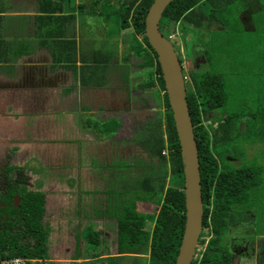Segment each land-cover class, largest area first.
Here are the masks:
<instances>
[{"label":"flooded vegetation","instance_id":"af4514ba","mask_svg":"<svg viewBox=\"0 0 264 264\" xmlns=\"http://www.w3.org/2000/svg\"><path fill=\"white\" fill-rule=\"evenodd\" d=\"M28 2L37 5L34 7L38 13L34 17L41 18L42 32L37 33L33 43L29 41L31 48L13 55L17 56L11 61L13 71L1 68L10 60H0V253H25L20 256L25 264H111V261L120 264L119 260L125 257L146 259L145 264H153L155 219L150 216H158L162 203L157 202L158 196L154 200L138 199L121 191L122 186L136 179H145L159 187L162 178L171 175L165 173V168L158 170L154 165L162 159L154 150L156 137L146 132L147 128L152 129L153 104L145 89L153 93L158 90L166 108V91L162 90L153 66L147 63L150 49L144 43L139 46L144 42L143 36L132 26H121L117 51L107 46L113 49L104 52L107 48L100 45L91 60L89 56L82 58L78 47L82 40L69 38L67 34L68 20L76 18V12L65 14L67 9L51 0ZM42 5L49 10L60 7L62 11L56 13L63 23L44 21L52 13L39 11ZM163 17L161 32L175 46L177 38L172 35L171 24L180 23L181 27L183 23H165ZM247 20L243 18L246 24ZM54 24H63L64 29H52ZM180 27L175 28L178 35L182 34ZM126 29H132L133 37L130 41L125 39L129 45L123 51L122 32ZM49 38L56 40L52 46L48 44ZM180 48L175 46L178 57L185 59ZM53 50L58 53L57 64ZM63 55L67 57L62 61ZM199 57L204 56L193 57L192 61ZM77 59L84 60L80 64L82 68H78ZM182 66L185 73L184 63ZM148 68L152 70V80L139 91L134 90L133 81ZM63 69L70 71L67 79L62 78L65 72H59ZM120 69L121 75L116 76ZM71 74L76 75L75 82L71 81L74 78ZM114 77L120 88L114 86ZM138 118H142L140 142L154 154L148 161V155L138 145ZM124 120L125 126L131 128L128 134L127 130H121ZM167 177L166 189L172 184V177L170 182ZM143 186L146 187L145 183ZM151 194L147 197L151 198ZM139 204H155L158 211H140ZM129 210L149 217L143 226H137L134 221L129 223L131 233L145 231L146 234L144 240L137 241L141 244L131 247L127 243L122 252L120 221ZM233 241V264L236 256L260 262L261 252H258L263 243L246 242L239 246Z\"/></svg>","mask_w":264,"mask_h":264},{"label":"trees","instance_id":"16d2710c","mask_svg":"<svg viewBox=\"0 0 264 264\" xmlns=\"http://www.w3.org/2000/svg\"><path fill=\"white\" fill-rule=\"evenodd\" d=\"M153 1L126 0L124 4L120 5V10L116 13L121 18L122 28L132 26L138 35L143 36L144 42L140 43L139 46L142 47L144 43L150 49V58L147 63L153 66L158 75L160 86L165 92V81L161 66L157 60V53L150 45L146 36V16ZM254 1L175 0L167 8L163 19L165 23L168 21H184L182 30L186 32H195L191 31V26L195 28L207 27L208 29H212L210 30L211 32H221L218 34L221 37L217 42L226 45L227 52L239 40L230 39L238 30L235 29V24L231 23L232 20L225 13L236 4L249 11H253L255 9L253 5ZM46 10L52 14L62 11L60 7ZM44 19L50 20L51 16L48 15ZM212 24L213 27H210ZM241 29L247 32L250 27L244 22ZM201 40H204V36L195 34V39L191 42L190 49L192 45L196 46V42ZM204 42L207 46L209 45L205 40ZM215 42L216 40L214 39ZM206 52H208V47L206 48ZM179 59L183 64L185 59L182 56ZM207 68L209 67L205 69ZM200 70L197 69V71L190 72L188 75L185 73V79H188L192 84L190 89L187 88V97L199 148L203 201L205 205L204 228H210V233L213 236L209 240L201 260L198 261L196 259L192 264H233V252L226 245L225 233L228 228L236 224V217L239 212H242L241 209H244L245 214L247 213L246 209L251 206V196L255 191H257V197L263 199L264 165L263 167L259 165L258 159H253L247 164H240V160L236 159L235 161L238 165L234 166L232 163L234 159L227 161L226 157L222 155L229 149L233 152L236 147L228 145L231 142H235L238 132L241 133L236 124L247 112L235 113L227 111L229 93L224 74L209 72L207 70L203 71L204 73L200 75L197 73ZM243 103L245 106L247 105V101ZM165 104V134L161 131L160 137L156 138L154 150L164 163L165 173L170 172L172 184L166 189V175L162 178L159 187L152 185L147 180L145 182L148 193H152L151 198H146L154 200L158 196L159 200L157 202L162 203V209L159 211L158 216H156L157 218L154 215L150 216L152 219H155L152 236L153 264H175L186 221L184 166L181 145L167 93H165ZM261 104H264V100ZM222 110L223 112H219ZM213 113L217 117L214 116L213 118L211 116ZM248 113L252 116L251 124L253 127L260 124L258 129L253 134H250V138L247 139L249 148L253 147L255 151L260 148L258 142L264 141V108L258 113L252 111H248ZM208 119L217 121L218 126L216 129L211 130L205 125V120ZM164 135H166V140H164ZM165 149H168V154L165 153ZM131 212L130 210L127 211L124 219L120 221L122 225L120 233L122 252L126 250L127 243L131 247L138 243L141 244L137 241L139 239L144 240L142 237L146 234L145 231L131 233L129 223L134 221L137 222V226H143L149 215L135 212L134 210ZM129 214H131L130 217ZM247 217L248 215L240 219L245 221ZM204 242L202 239L201 243ZM24 254L0 253V264L1 260L5 258L23 256Z\"/></svg>","mask_w":264,"mask_h":264},{"label":"rangeland","instance_id":"374dc122","mask_svg":"<svg viewBox=\"0 0 264 264\" xmlns=\"http://www.w3.org/2000/svg\"><path fill=\"white\" fill-rule=\"evenodd\" d=\"M126 0H51L54 4H61V6L67 11L69 15L74 14L76 18L69 19L68 20V26L67 34L70 37L78 38L80 41L82 40V43L78 44V47L80 51L82 52L84 56H89L90 60L92 59L91 56L93 54H96L99 46L102 45V47L107 48V46H111L116 50V48L120 45L119 42V30L121 28V22L118 14H115L117 11L120 10V5ZM129 1V0H127ZM43 3V2H42ZM31 7L32 11L35 10V13H38V10L35 9L33 5L27 4ZM255 9L253 11H249L240 5L236 4L231 7V9L225 13V15L232 20V24H235V29L238 30L235 35L231 36V40L237 39V43L235 46L231 49H229L227 52L226 45H222L218 43V39L221 36H218L221 32H211L207 27L203 28H195L191 26V31L195 32H186L183 31L182 27H184L183 24L180 23H172L171 29L173 30L172 35L176 36L177 44L176 49L181 50V53H183V56H185V73L188 75L190 72H195L197 69H201L199 72L200 75L203 74L205 71H212L214 73H221L224 74L227 89L229 93V102L227 104V111L235 112V113H241L243 111L247 112L246 115L243 116L238 121V128L240 129L237 133V138L235 142L229 143L228 146H236L231 152V149H229L227 152L223 153L222 155L226 157L227 161H232L233 165H238L235 161L236 159L240 160V164H247L251 162L253 159H258V164L263 167L264 165V141L261 140L258 142L259 147L254 151L253 147L249 148L247 139L250 138V134H253L254 131L258 129L259 125H256L253 127L251 124L252 116L248 113V111L252 112H260L262 111V108H264V104H261V102L264 100V0H255L253 3ZM37 6V5H36ZM41 9L46 10L45 5L41 6ZM69 9H72L71 11H68ZM73 11V12H72ZM42 15H46V13H41ZM246 14V15H245ZM250 14H252L250 18ZM108 18V19H107ZM244 19H248V25L250 27L249 31H243L241 28L244 24ZM253 22H250L251 20ZM44 21L50 22V20L55 23H63V18L59 17L57 13H54L51 15V19H43ZM181 23H185L184 21H181ZM254 23V24H253ZM178 26L181 28L182 34L178 35L175 28L178 29ZM213 27V24L210 25V27ZM233 26V25H232ZM64 27V26H63ZM163 27V24H162ZM231 28V26H230ZM253 29V30H252ZM240 30V31H239ZM50 32H47V36H51L49 34ZM101 33V34H100ZM123 47L122 50H128L127 46L129 45V42L125 43V39L127 41L131 40V36L133 34L132 29H126L123 32ZM195 34H201L204 36V40L206 43L208 42L209 45L207 46L204 42V40L197 41L195 48H191V42L195 39ZM186 35V37H185ZM133 37V36H132ZM185 37V38H184ZM245 37V38H243ZM72 39V38H71ZM71 39H67L71 42ZM214 39L216 42L214 43ZM211 40V45H210ZM56 42L53 38H49L48 44L50 46L53 45V42ZM36 43V42H35ZM70 43H64L68 46ZM180 46H179V45ZM115 46V47H114ZM120 47V46H119ZM208 47V52H206V48ZM113 48H107L104 52H110ZM117 51V50H116ZM52 53L55 54V64H57L58 59L57 55L58 53L55 52V50L52 51ZM80 56V57H81ZM196 56H204L199 57V60L193 59V57ZM17 56H6L4 57L0 53V60H3L4 62L10 60V63H6L2 69L6 70L7 72H11L14 70V64L11 62L13 59H15ZM66 55L62 56V61L66 59ZM119 58H115L114 61H118ZM79 62V67L82 68V65H80L84 60L80 62V60L77 59ZM115 62V63H116ZM214 62V64H212ZM198 64H200L199 68H197ZM197 65V66H196ZM90 66L95 67V64H91ZM206 67H209L205 69ZM115 67H113L114 69ZM65 70V69H63ZM115 71V70H114ZM204 71V72H203ZM59 72H65V76H63V79H67L66 75L68 76L70 74V71H59ZM122 69H120L119 72H115L116 76L121 75ZM54 73V72H49ZM152 70L148 68V70H143V73H141L134 81H133V87L134 90L139 91L144 85V83L150 82L152 80L151 76ZM184 73V74H185ZM185 74V75H186ZM72 75V74H71ZM75 75V74H74ZM73 76V75H72ZM129 74L126 73V77H128ZM137 76V74H136ZM74 78L71 81H76V75L73 76ZM78 82V80H77ZM79 84V83H78ZM120 84L118 81H116V78L114 77V86L116 88H120L118 85ZM192 84L188 81L187 88L190 89ZM113 86V84L111 85ZM145 89V88H144ZM157 89V88H156ZM145 91L151 96V101L153 104V112L152 117L150 119V122L153 124L151 127L152 129L147 128V131H150L153 133V136L156 138L160 137L161 131L165 134V126H166V108L164 107L162 103V96L160 95L159 91L157 90L155 93L150 91L149 89H145ZM153 98V99H152ZM244 101H247V105H244ZM219 112H223L219 111ZM213 118L214 116L217 117L215 113L211 115ZM139 122L137 123V140L138 145L141 147V149L148 155L147 161L152 159L154 154H151V152L146 147H143L140 140V135L143 134L142 130L140 131V125H141V119H137ZM94 122H90L92 124ZM123 125L121 130L124 132L126 131V134L130 131V126H125L126 120L123 121ZM101 122H98L97 125L99 127H103L101 125ZM205 125L209 127V129L214 130L217 128L218 123L215 120L208 119L205 120ZM142 137V136H141ZM164 140H166V135H164ZM146 146V145H144ZM165 153L168 154V149H165ZM254 151V152H253ZM149 152V153H148ZM251 155H253L251 157ZM153 156V157H152ZM154 165L157 166L158 170H162L164 168V163L162 160L154 162ZM170 177V178H169ZM169 179V182L171 181V175H168L167 180ZM146 182L145 179H136L132 183L125 184V186H122L121 191L123 194L125 193V196L128 197H135L139 199H145L148 196L146 187L143 186ZM127 192V194H126ZM127 198V197H126ZM252 203L249 208H247V213H244V209H241L242 212H239L236 217V223L238 225L235 228H228L225 233V238L228 240L227 246L230 247L232 252V242L233 240H236L235 243L239 246H244V244L247 242L253 243L254 245L260 244L259 252H261V257L259 260L260 262H257L255 259H244V257L236 256L234 259V264H264V248H262V245L264 246V196L263 199L257 197V191L252 194L251 196ZM133 205V203H128V206ZM156 206L155 204H153ZM152 204H146L142 205L139 204L138 208L140 211H149L156 213L158 211V207H154ZM248 217L243 221L244 223L241 224V221L243 219H240L241 217ZM249 222V223H248ZM240 223V225H239ZM234 229V230H233ZM204 236L203 240L204 243H201L198 247V251L195 256V260L198 261L201 260L203 257L204 250L206 246L208 245L209 240L213 236L212 233H210V228L204 229ZM263 236V237H262ZM201 239V240H202ZM259 246V245H258ZM238 247V246H237ZM250 252H252V249H249ZM255 256V255H254ZM121 261V262H120ZM146 259H139V258H129L125 257L119 260L120 264H145ZM257 262V263H256ZM115 263L114 261L110 262Z\"/></svg>","mask_w":264,"mask_h":264},{"label":"water","instance_id":"95a60500","mask_svg":"<svg viewBox=\"0 0 264 264\" xmlns=\"http://www.w3.org/2000/svg\"><path fill=\"white\" fill-rule=\"evenodd\" d=\"M173 1L154 0L146 16V36L162 69L184 166L186 221L175 264H192L204 228L203 184L199 148L187 97V80L173 42L160 29L163 14Z\"/></svg>","mask_w":264,"mask_h":264},{"label":"crops","instance_id":"0c3cea01","mask_svg":"<svg viewBox=\"0 0 264 264\" xmlns=\"http://www.w3.org/2000/svg\"><path fill=\"white\" fill-rule=\"evenodd\" d=\"M27 4L36 5L33 2L29 3L28 0H0V53L4 57L13 56L19 51L31 48L37 33L42 32L41 18L34 17L35 10L31 11V7ZM38 8L40 11L41 8ZM251 16L252 14L250 18ZM55 28H58V31L64 29L63 24H54L52 29Z\"/></svg>","mask_w":264,"mask_h":264},{"label":"built area","instance_id":"2783aa9c","mask_svg":"<svg viewBox=\"0 0 264 264\" xmlns=\"http://www.w3.org/2000/svg\"><path fill=\"white\" fill-rule=\"evenodd\" d=\"M1 264H25V260L20 256H14L2 260Z\"/></svg>","mask_w":264,"mask_h":264},{"label":"clouds","instance_id":"9594fccd","mask_svg":"<svg viewBox=\"0 0 264 264\" xmlns=\"http://www.w3.org/2000/svg\"><path fill=\"white\" fill-rule=\"evenodd\" d=\"M11 258V257H10ZM6 259V258H5ZM4 260V259H3ZM1 262H2V260H1Z\"/></svg>","mask_w":264,"mask_h":264}]
</instances>
